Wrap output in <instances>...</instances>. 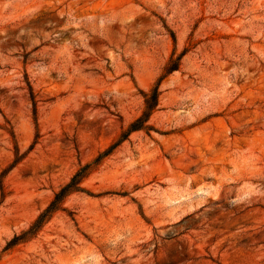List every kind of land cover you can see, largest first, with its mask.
I'll return each instance as SVG.
<instances>
[{
	"label": "rangeland",
	"instance_id": "374dc122",
	"mask_svg": "<svg viewBox=\"0 0 264 264\" xmlns=\"http://www.w3.org/2000/svg\"><path fill=\"white\" fill-rule=\"evenodd\" d=\"M0 264H264V0H0Z\"/></svg>",
	"mask_w": 264,
	"mask_h": 264
},
{
	"label": "trees",
	"instance_id": "16d2710c",
	"mask_svg": "<svg viewBox=\"0 0 264 264\" xmlns=\"http://www.w3.org/2000/svg\"><path fill=\"white\" fill-rule=\"evenodd\" d=\"M172 42L174 43V35L168 31ZM188 49H184L179 55L170 56L169 60L162 69L161 74L152 84L147 92H140L143 100V107L141 113L127 127L122 131L118 139L114 141L106 150L98 154L91 162L80 166L75 173L70 177L68 182L62 185L54 194L49 204L37 215V217L30 223V225L22 231L19 235H14L12 239L5 245L3 252L10 251L19 244H24L34 239L42 228L58 213H68L64 204L66 199L73 194H85L93 197L92 193L86 190L82 184L89 175L94 172L100 163L113 153L123 142L128 140L131 133L143 131L146 133L155 132V129L150 125V117L156 112L158 107V100L160 96V85L173 72L179 68L182 57L186 54ZM29 87V86H28ZM30 90V87H29ZM33 102V101H32Z\"/></svg>",
	"mask_w": 264,
	"mask_h": 264
}]
</instances>
